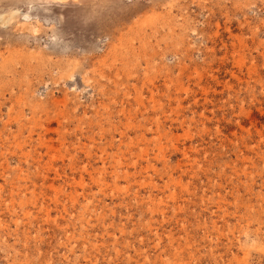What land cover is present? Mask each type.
Returning <instances> with one entry per match:
<instances>
[{"label": "rangeland", "instance_id": "374dc122", "mask_svg": "<svg viewBox=\"0 0 264 264\" xmlns=\"http://www.w3.org/2000/svg\"><path fill=\"white\" fill-rule=\"evenodd\" d=\"M0 264H264V0H0Z\"/></svg>", "mask_w": 264, "mask_h": 264}, {"label": "bare ground", "instance_id": "6f19581e", "mask_svg": "<svg viewBox=\"0 0 264 264\" xmlns=\"http://www.w3.org/2000/svg\"><path fill=\"white\" fill-rule=\"evenodd\" d=\"M58 1H60V2H61V1H63V0H58ZM22 26H24V25L22 24ZM28 27H29V26H28Z\"/></svg>", "mask_w": 264, "mask_h": 264}]
</instances>
